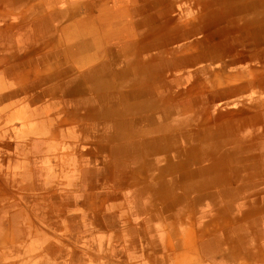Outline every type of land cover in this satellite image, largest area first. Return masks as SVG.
Masks as SVG:
<instances>
[{
    "label": "crops",
    "instance_id": "obj_1",
    "mask_svg": "<svg viewBox=\"0 0 264 264\" xmlns=\"http://www.w3.org/2000/svg\"><path fill=\"white\" fill-rule=\"evenodd\" d=\"M35 54L60 61L37 77ZM57 102L66 122L47 120ZM59 127L61 153L46 134ZM0 151L12 152L0 179L24 180L23 213L46 173L66 186L52 212L65 227L24 223L28 250L50 230L82 247L77 264L163 262L192 245L216 264H264V0H0Z\"/></svg>",
    "mask_w": 264,
    "mask_h": 264
},
{
    "label": "rangeland",
    "instance_id": "obj_2",
    "mask_svg": "<svg viewBox=\"0 0 264 264\" xmlns=\"http://www.w3.org/2000/svg\"><path fill=\"white\" fill-rule=\"evenodd\" d=\"M60 39H55L53 38V42L52 44H48L46 45L47 47V52H51L57 48H61V44L62 41L60 42ZM116 42V41H115ZM57 47H56V45ZM116 46V44L114 45ZM40 57V55L35 54V55H31L30 56V62L32 63V68H39L36 69L38 70L37 72V77L39 76H43V71L44 69L47 68H54L56 63L58 61H60L59 59H57L56 57L51 58L49 61H47V63H41L39 62L38 58ZM33 59H35L36 61H34ZM59 63V62H58ZM41 68V69H40ZM32 71V75L36 72ZM41 70V71H39ZM49 73V72H48ZM51 73V72H50ZM46 99V98H45ZM44 100V99H43ZM47 100V99H46ZM47 102H35L31 104V109L33 110H39L38 108L42 105H45ZM209 104V103H206ZM50 105L51 108H49L50 110H48L47 112V120L51 121V122H55V120L59 121L62 120V122H66L67 120L64 119H57L58 117H60L58 114H56L55 112H59L60 110L63 109V105L61 103H54V104H47V106ZM54 117H57L56 119H54ZM54 119V120H53ZM79 122H82L80 119L78 120ZM52 127V126H50ZM69 131V129H68ZM67 131L66 133V129L62 130L61 127H59L58 132L56 133V135L48 132L46 134L49 135V139L50 141V149L52 150H58L59 149V153H61L64 149L67 150V142L66 141H58V139L60 138V135L66 133L69 134V132ZM85 133V132H84ZM87 134V133H85ZM8 137H6L7 139L5 140V137L3 135V142H10L11 140L9 139V135H7ZM66 138V137H65ZM64 138V140H65ZM77 144L78 148H85L86 145H78L79 143H72L70 144L71 147H73L74 145ZM22 154V152H19ZM26 153V152H24ZM12 154V152L10 151H5L2 152L0 151V155L2 156V158H7L8 156ZM17 158L19 157V154L16 152ZM51 162H55L57 160L60 161V156L57 159V156H55V153H51ZM21 157V156H20ZM21 159V158H20ZM90 162V161H89ZM7 163V162H6ZM2 164L0 162V168H5L6 169V165L8 164ZM124 162H122L121 159L117 160V168L119 170H121V165ZM81 165L84 164H88V162L85 161H81L80 162ZM35 166H37L38 168V164H35ZM34 164H32L31 168H32V173H35L33 168L35 167ZM95 168H97V165L95 166ZM36 174V173H35ZM78 176V181L76 182V184H74V187L77 188L76 192L81 193L82 191L86 190L85 189V183H84V179H83V174L82 172L77 173ZM49 174H45L46 180L43 181L42 186L40 187V185H36L35 187L32 185L31 186V190L29 191L30 197H31V202L29 203V210H27L29 212L28 213H23V209L22 208V199L25 196L22 188H20V186L23 185L24 180L22 178L18 179L16 177L15 182H13V177H4L3 180L0 179V199L5 198V196H7V194H13L15 199H12V197L3 205H6L7 209L4 207H0V224L3 223L2 226H0V229L6 230L4 233L11 238V240L9 242H7L6 240L3 242H0V264H77L75 262L74 259L72 258H78L79 256H82L83 254H81L83 251L81 250L82 247L80 245L76 244L75 245H71V242L69 239L63 238V241L60 242V237L62 236L63 232L62 231H50L48 230L46 233V237L44 236V238L42 237V240H40L39 242L41 244L45 245V254L41 255V256H37L36 254L39 253V251H42V248L39 247L37 241H34V248L31 247L30 250L28 246L25 245V236L23 233V225L24 223H30V227L32 228V234H39V231L36 229L33 230V228H39V227H44L43 222L44 219H47V223H56V215H54L52 212L54 210V206L55 202H56V197H58L63 191H67L66 190V186L63 183H60V177L55 178L54 175L48 177ZM37 176H35L34 178H32V176H30L31 181L34 180L36 181L37 179H35ZM96 177V176H95ZM98 177V176H97ZM29 179V178H27ZM99 189V186H97L96 184V190ZM10 191V192H9ZM75 192V193H76ZM101 193V191H100ZM127 194V193H123L122 195L120 194L118 196V200H117V207H119V210L121 209H125L127 207H130V204L128 205L126 203V199L123 198V196ZM12 195V196H13ZM56 196V197H55ZM59 199V198H58ZM57 199V200H58ZM46 202V206H47V210H45L44 208H42L45 205ZM65 203V202H64ZM39 205H41L42 207H40ZM0 206H2L0 204ZM59 208V207H57ZM118 209V208H117ZM3 211V212H2ZM47 211V215L45 216L44 214ZM15 213V214H14ZM40 218H42L40 220ZM125 220L119 221V223H132L130 219H132L131 215L125 216L124 217ZM28 219V220H27ZM129 220V221H128ZM30 221V222H29ZM59 221V220H58ZM188 222L190 223V225L192 224V221L190 219H188ZM58 223V222H57ZM60 224L59 226L61 227H65V225L63 223H58ZM57 224V225H58ZM96 224H98V226H101V220H97ZM26 226V225H25ZM27 227V226H26ZM74 229H81V223H78V225H76V227H74ZM83 229H84V225H83ZM190 232V233H189ZM1 233V231H0ZM3 233V232H2ZM188 234H191V230L188 231ZM7 242V243H6ZM91 246L89 248H87V251H91V253L94 254H101V250L102 248L99 246V244H97L96 242L92 241L91 242ZM12 248H14V256H11L13 250ZM9 247V249H7ZM169 249V253H171L173 251L174 248H168ZM9 250V251H7ZM11 250V251H10ZM82 251V252H81ZM28 254L31 253V256H26L24 254ZM41 253V252H40ZM61 253H66V256L69 257V259L72 260V262H61L57 259V256ZM11 254V255H9ZM169 256V255H168ZM41 260V261H40ZM88 264H105L102 261L96 262V263H88ZM141 264H216V261H208V259L204 256V254L202 255L201 251H198V246L196 245H192L190 247H188V252L186 254L183 255H179L178 257H176V255H172L169 256V258L166 257L165 261H160V255L156 254V255H149L147 257H145Z\"/></svg>",
    "mask_w": 264,
    "mask_h": 264
}]
</instances>
